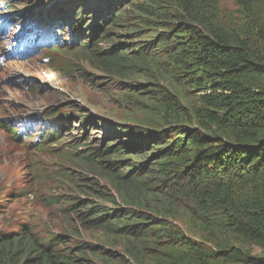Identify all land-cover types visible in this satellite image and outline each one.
<instances>
[{
    "label": "trees",
    "instance_id": "trees-1",
    "mask_svg": "<svg viewBox=\"0 0 264 264\" xmlns=\"http://www.w3.org/2000/svg\"><path fill=\"white\" fill-rule=\"evenodd\" d=\"M104 1L89 26L97 46L81 52L108 77L152 86L150 112L139 105L151 125L114 126L125 142L105 138L73 160L85 176L71 188L116 204L78 199L73 216L122 253L71 230L48 238L19 225L0 232V264H264V0H231L239 18L228 22L219 0ZM115 26L139 41L119 42Z\"/></svg>",
    "mask_w": 264,
    "mask_h": 264
},
{
    "label": "rangeland",
    "instance_id": "rangeland-1",
    "mask_svg": "<svg viewBox=\"0 0 264 264\" xmlns=\"http://www.w3.org/2000/svg\"><path fill=\"white\" fill-rule=\"evenodd\" d=\"M18 1L20 4H16L15 8L18 10L21 9V25L23 24L25 14L31 11V9L40 8L41 11H43L45 7L48 6H44L48 0H34L29 4H25L24 1L30 0ZM57 1L62 3V1L66 0ZM90 2H92V0H90ZM107 3V1L103 0L104 5ZM219 6L224 21L228 22V18L232 21H236V19L239 18L238 7L234 5L231 0H219ZM40 14H37L36 18L33 20L40 19ZM3 15L4 14H1L0 17H3ZM13 19L18 20L19 18L16 16ZM237 23L241 24V21L238 20ZM114 29V33L118 31L115 33L116 35H114V38L119 42L131 45L139 41L128 29L116 26ZM2 34L3 32L0 31V35ZM152 34V32H148L140 39L145 40L151 37ZM69 38L70 36H65L63 40L68 41ZM51 39L58 41L57 38ZM70 40L72 41L73 39ZM9 42L10 37L0 39V48L2 51H0V119L3 117L8 118L14 111L16 113L24 112L26 108L23 104L32 106L37 104L36 101H43L46 105H49V107L58 104L62 108H59L60 112H73L71 116L76 120V122L73 123L68 122L65 118L59 119V115L55 116L56 123H64L59 129L63 138L54 145L58 148L69 149H72L73 144H80L86 141L85 125L82 121L81 124L78 123L80 119L79 114L81 112L88 119H96L98 121L96 122L99 123L100 130L95 129L92 133L95 139H90L91 144L97 146H100L102 130H104L102 139L106 138V144L112 141L109 145L111 147L120 142H122L120 144H123L125 142L124 137H126L115 133L113 130L114 126L126 125L132 128H150L151 123L147 121V117L144 116L143 113L141 114L139 109L142 105V101L146 104L148 100L151 102V99H149V89L152 88V86L147 85L145 88L138 89L136 87L137 83L140 84L143 79L136 77L128 81L130 85L128 89L123 88V83H126V81L104 75L97 70L95 66L91 65V62H88L86 58L83 57L84 54L79 50L58 51L53 62L55 67H51L52 63L44 58V52L40 49L17 61L10 59L13 57L12 55H8L5 59V53L3 51L9 49L6 45V43ZM23 74H26L25 76H32L38 81V99L36 101L31 100L33 98L30 94H25L21 86L19 87L16 85L20 83L17 76H23ZM120 84H122V86H120ZM177 87L180 92L184 93L181 97L187 98L190 102L195 100L196 95L192 89L187 90L186 87L182 85H177ZM135 93H138V97H133ZM138 100L141 102H138ZM150 102H148L147 106H144L145 111H149ZM151 116L153 115L150 114L148 117L153 118ZM53 123L54 121L50 124ZM41 128L42 126L38 129ZM7 135L5 131L0 129V232L15 230L22 224H26L31 228L35 227L34 230H37V233L41 236H51L54 233L66 234V230H71L75 235V239L81 237L83 241L86 242L102 243L107 248L121 254L122 250L120 246L117 245V240L115 238H111L101 231L84 232L79 230L81 225L78 224L77 218L73 216L80 208L78 205L79 201H77L78 199L91 201L92 204L102 203L109 207L115 206L116 204L101 200L93 194L72 191L71 187L63 186L61 188L62 190L57 191V193L68 194L70 200L74 202L72 203L73 206H71V212L69 210L64 214L68 217L65 219L59 215L60 212L57 211L51 203L40 201V197L42 196L41 192L48 191H42L39 185H34L32 175L35 174V171L27 172L26 156L19 152L16 153L17 147L11 143ZM103 149L104 147H102V150ZM108 156L109 154L105 155L102 157V160ZM45 157L57 164L65 162L68 171L71 172L73 169L71 173L75 177H78V179L76 178L78 182L84 180L85 171L82 169V165L78 166L73 160L69 161L68 158L67 161H64L63 157L65 156L63 155L49 156L46 154ZM135 159H139V156H135ZM103 163L105 164V162H102V164ZM42 171V157L38 155L36 172L43 175ZM95 179L94 182H97L99 185L105 184L103 179L98 177ZM54 184L55 183L50 185V188L54 186ZM53 190L55 191L58 189L52 188V191ZM81 202L83 201H80V205ZM176 222L183 228L185 233L193 238L196 237V234L191 231L184 221L176 220ZM77 234L79 235L76 236ZM86 258L93 263H100V261H103L91 253H87Z\"/></svg>",
    "mask_w": 264,
    "mask_h": 264
},
{
    "label": "clouds",
    "instance_id": "clouds-1",
    "mask_svg": "<svg viewBox=\"0 0 264 264\" xmlns=\"http://www.w3.org/2000/svg\"><path fill=\"white\" fill-rule=\"evenodd\" d=\"M32 1L34 0L24 2L25 4H29L32 3ZM54 1L55 0H48L44 5L48 6L45 7L43 11H41L40 8L37 10L35 8L31 9V11L25 14L22 25H20L21 9L18 10L15 8L16 4H20L18 0H14L13 5L6 9L5 12H0V14H5V17H0V31H4L3 38L5 36L10 37L12 43L17 44V47L13 46L8 49L13 51L14 58L21 59L30 55V52L32 54L34 51L40 49L44 52V58L52 63L51 67H55L53 62L58 51H81L97 46L92 43L93 35L95 37V35L99 33L93 34L89 26L92 24V20H94L96 10L102 8L103 0H92V2H90V0H66L58 5L53 4ZM8 5L10 6L9 2ZM79 11H82V15L84 16L82 19L77 15ZM37 14H40V19L33 20L36 18ZM16 16H18L19 19L14 21L15 19L13 18ZM4 21L8 23L3 24ZM100 24L101 22L98 25ZM81 25L83 27H81ZM65 36H70L69 40H73H60ZM51 38H57L58 41ZM97 42L98 40L95 41L96 44ZM14 60L17 61L18 59ZM25 75L26 74L17 76L20 83L16 85L19 87L21 86L22 91L27 95L30 94L33 98L31 100L36 101L38 99V81L32 76ZM36 102L37 104L32 106L23 104L26 109L22 113H16L14 111L8 118L3 117L0 119V129L8 134V139L17 147L16 153L19 152L26 156L27 172L35 171V174L32 175L34 185H39L42 191H48L41 192L42 196L40 197V201L51 203V205L60 212L59 215H63L69 210L71 212V206H73L71 204L72 200H70L68 194H59L57 191L62 190L61 188L63 186L71 187L72 182H78L76 180L78 177H75L71 173L73 169L71 172L67 170L65 162L57 164L45 157V155H63L66 158L65 161H67V158L78 160L82 158L83 155H87L90 151L97 153V148L101 147L104 140L102 139L104 130L101 131L100 146L91 144L90 139H95L92 133L95 129L100 130V126L96 119L92 120L89 118V120H87L88 118L81 112L79 114L80 119L78 123L81 124L82 121L85 125L86 141L80 144H73L72 149L58 148L54 144H57V142L63 138L59 129L63 126L64 122L56 123L55 116L59 115V119L65 118L68 122L74 123L76 120L71 116L73 112H60L59 108L61 107L58 104L49 107V105H46L43 101ZM52 121H54V123L50 124ZM40 126H42V128L38 129ZM38 155L42 157L43 175L36 172ZM104 156L105 155L97 154L95 158L101 159ZM85 159L89 160L87 158ZM53 183H55L54 186L50 188V185H53ZM52 188L58 190L52 191ZM22 225L28 227L26 224ZM28 228L33 229L34 232L37 231L34 230L35 227ZM53 235L56 236V233L51 236ZM51 236L48 235V238H51Z\"/></svg>",
    "mask_w": 264,
    "mask_h": 264
},
{
    "label": "bare ground",
    "instance_id": "bare-ground-1",
    "mask_svg": "<svg viewBox=\"0 0 264 264\" xmlns=\"http://www.w3.org/2000/svg\"><path fill=\"white\" fill-rule=\"evenodd\" d=\"M26 25V24H25ZM35 34V33H34ZM60 40H62L63 41V39H60ZM68 41H71V40H68ZM87 120H89V119H87Z\"/></svg>",
    "mask_w": 264,
    "mask_h": 264
}]
</instances>
